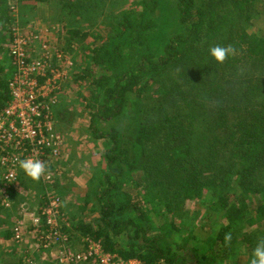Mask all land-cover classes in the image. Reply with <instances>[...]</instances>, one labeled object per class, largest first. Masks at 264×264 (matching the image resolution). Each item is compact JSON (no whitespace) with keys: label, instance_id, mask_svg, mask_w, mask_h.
Returning a JSON list of instances; mask_svg holds the SVG:
<instances>
[{"label":"trees","instance_id":"trees-1","mask_svg":"<svg viewBox=\"0 0 264 264\" xmlns=\"http://www.w3.org/2000/svg\"><path fill=\"white\" fill-rule=\"evenodd\" d=\"M59 1L62 11L77 14L81 0ZM173 9L178 32L160 48L145 35L153 25L132 10L105 12L96 35L91 29L80 35L103 40L84 55L93 69L78 80L98 90L90 94L89 126L92 138L109 146L89 186L92 196L60 202V225L69 243L90 237L106 252L142 264H248L254 248L243 262L238 223L259 222L264 236V28L254 26L264 18V0H176ZM0 12L1 51L11 21L7 0H0ZM216 46L235 51L217 63L209 55ZM4 56L0 111L11 99ZM128 100L139 114L130 148L119 146L114 129ZM35 230L36 239L45 229ZM13 231L5 241L14 242Z\"/></svg>","mask_w":264,"mask_h":264},{"label":"rangeland","instance_id":"rangeland-1","mask_svg":"<svg viewBox=\"0 0 264 264\" xmlns=\"http://www.w3.org/2000/svg\"><path fill=\"white\" fill-rule=\"evenodd\" d=\"M46 1L24 0L23 2H17L16 0H7V10H9L11 21L7 24L8 35L5 33L6 37L8 36L7 43L3 45L6 51L3 53L4 49H2L0 57L2 54L5 55L1 60L4 66L9 67L11 80L14 67L10 49L14 36L33 32L37 35V40H42L43 43L47 44L49 47L48 53L52 55L50 65L58 67V70H62L61 72H65L67 78L55 98L56 103L53 108V124L55 131L62 137V147L54 166L48 169V173L52 174L51 185L44 184L40 179L38 184L37 181L30 180L31 185L22 186L20 169L15 188L8 196L9 208L6 209L8 212L0 210V221L3 220L0 224V264H23L24 261L26 264H35V262L39 264L40 260L45 261L49 258L53 261V264H59L57 253L56 255L50 253L51 245V248L49 244L46 247L50 249L42 246V252L32 248L34 245L31 242V236L34 237V234L28 227H37L34 226L37 223H35L37 219L35 213L37 211L36 206L40 204L41 195L44 197L43 193L45 191H54L61 198L62 203L76 200V196L84 193H87L88 196V193H90L89 186L92 184L94 175L98 174L97 171L100 168L101 170L103 168L104 162H101V158L109 145L107 142L94 140L89 126L91 113L95 112L91 107L92 96L90 94L93 92L97 96L98 90L94 88L89 90L91 81L86 78L78 80L80 75L93 69L88 58L82 60L85 54L91 55V50L98 40H91L89 36L83 39L84 37H80V35L90 29L91 31L88 32L96 35L95 27L101 24V17L105 12L112 11L117 17L122 12L129 13L130 10H132V16L141 14L142 20L145 21L147 26L153 25V28L145 35L148 36L149 40L147 41L157 45L158 48L178 32L176 12H172L176 9H173L176 0H81L80 5L75 10L77 14L73 17L67 14V9L65 11L61 10L59 0ZM72 3L75 5L77 0H72ZM101 3L104 4L100 5ZM133 3L134 7L132 8L129 5ZM113 4L115 7H113ZM140 4L146 6L144 11L140 10ZM1 14L2 12H0V16ZM254 26L263 29L264 18L257 17L254 20ZM72 30L78 31V36H66L67 31ZM2 35L3 33L0 32V43L3 40ZM33 36L30 40H35ZM102 41L98 42L102 43ZM39 47L38 43H34V46L27 50L29 60L34 61L39 58ZM58 57L60 59H57ZM97 72V74H100L101 71L98 70ZM39 82L44 83L45 80L41 79ZM128 102L123 105V112L120 119L115 122L114 129L118 131L119 146L130 148L137 128L136 117L139 120V114L136 105L129 100ZM98 127L104 129V126ZM42 185L49 189L41 192ZM31 196L35 198L32 200ZM89 196H92L91 193ZM0 200V205L4 204V200L6 201L3 198H0ZM202 215L203 212L198 217ZM96 217L95 219L99 218V216ZM225 222L224 220V224ZM33 223L35 224L33 225ZM218 223L219 219L217 218L215 227ZM238 224L242 229V238L244 241L246 240L243 243L246 249L239 255L241 258L244 257L243 262H245V259H248L246 251L251 250L250 247L255 248L257 244L255 238L261 237L263 226L259 222H255L254 225H249L247 222H239ZM17 226L22 227L23 231L26 232L22 242L16 244L8 240L9 243H7L3 235L7 230ZM208 231V229H204V233H208ZM78 246L72 247L71 250H76ZM24 253H26V256L21 258L20 255ZM182 254H185V251Z\"/></svg>","mask_w":264,"mask_h":264},{"label":"built area","instance_id":"built-area-1","mask_svg":"<svg viewBox=\"0 0 264 264\" xmlns=\"http://www.w3.org/2000/svg\"><path fill=\"white\" fill-rule=\"evenodd\" d=\"M33 34L14 36L10 49L14 67L13 77L9 80L11 99L0 111V198L6 199L2 204L5 208H9L8 196L19 176L17 161L37 158L45 162L46 172L40 179L44 184L51 185L52 174L48 173V169L54 166L62 147V137L53 124V108L56 96L67 81L66 74L50 65L52 55L48 53L49 47ZM32 36L35 40H30ZM34 43L40 46L39 58L32 61L27 57V50ZM41 79L45 82L40 83ZM57 196L54 191L44 192L47 203L40 209L35 220L37 223H33L37 227H32L45 229L36 238L37 246L42 249L48 244L55 247L59 264H142L137 259H122L117 254L106 252L100 241L89 237L85 238L83 250L71 253L66 232L60 225L62 200ZM13 232L14 242H22V227H14ZM23 264H26L25 261Z\"/></svg>","mask_w":264,"mask_h":264},{"label":"clouds","instance_id":"clouds-1","mask_svg":"<svg viewBox=\"0 0 264 264\" xmlns=\"http://www.w3.org/2000/svg\"><path fill=\"white\" fill-rule=\"evenodd\" d=\"M232 47H212L209 49V55L217 63H223L225 59L234 53ZM22 172L32 181H39L46 172V164L37 158H26L17 161ZM232 239L231 234H226L225 242L228 243ZM248 264H264V236L258 237L257 244L252 250L248 259Z\"/></svg>","mask_w":264,"mask_h":264},{"label":"crops","instance_id":"crops-1","mask_svg":"<svg viewBox=\"0 0 264 264\" xmlns=\"http://www.w3.org/2000/svg\"><path fill=\"white\" fill-rule=\"evenodd\" d=\"M30 178H28L27 176H25V174L22 172V170H21V174H20V182H21V184H22V186H25V185H31V182H30ZM39 182L37 181V184H38ZM24 184V185H23ZM27 187V186H26ZM42 187V190H41V192L42 191H44V189H45V187H44V185H42L41 186ZM44 188V189H43ZM44 194V193H43ZM42 197H43V195H41ZM40 197V196H39ZM42 197H41V200H42ZM31 198H32V196H31ZM33 198H35V197H33ZM29 230H32L31 232H34V228L32 227V226H30L29 227ZM35 231H37V230H35ZM39 231H41V230H39ZM34 239H31V242H32V244H33V242H35V236L33 237ZM85 238H88V237H81L79 240H77V241H75V242H70V247L68 248V250H70V252L71 253H75V252H79V251H81V250H83L84 249V241H85ZM90 238V237H89ZM8 240H10V239H8ZM13 242V241H12ZM7 243H9L8 241H7ZM11 243V242H10ZM76 245H79L78 246V248L76 249V250H71L72 249V247H74V246H76ZM33 246V245H32ZM76 248V247H75ZM56 248L55 247H53L52 248V250H51V254L52 255H56ZM26 253H27V251H26ZM26 253H24V256H26ZM29 253V252H28ZM23 254H21L20 255V257L22 258V257H24V256H22ZM39 259H41V258H39ZM53 264V261L49 258V259H46L45 261H42V260H40V262H39V264ZM35 264H36V262H35Z\"/></svg>","mask_w":264,"mask_h":264}]
</instances>
